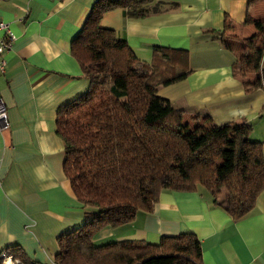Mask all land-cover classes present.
<instances>
[{
	"label": "crops",
	"instance_id": "1",
	"mask_svg": "<svg viewBox=\"0 0 264 264\" xmlns=\"http://www.w3.org/2000/svg\"><path fill=\"white\" fill-rule=\"evenodd\" d=\"M96 1L0 0V23L15 37L2 56L0 74L7 116V128L0 130V253L18 247L35 264H53L58 238L84 224V211L64 174V146L55 121L61 107L89 88L70 45ZM166 2L163 11L139 20L128 19L122 9L109 11L100 25L140 62L149 63L156 46L187 54L189 75L158 91L166 105L183 111V128L203 132L250 122L248 138L262 142L264 151V92L248 93L244 87L264 78V57L261 73L244 80L231 75L245 51L243 39H261L254 23L264 21V0ZM247 15L253 24H244ZM225 21L236 28V38L222 41L214 35ZM139 71L136 65L132 72ZM186 232L198 238L202 264H264V191L247 217L233 221L200 191L164 190L151 212L102 228L93 242L157 244Z\"/></svg>",
	"mask_w": 264,
	"mask_h": 264
},
{
	"label": "trees",
	"instance_id": "2",
	"mask_svg": "<svg viewBox=\"0 0 264 264\" xmlns=\"http://www.w3.org/2000/svg\"><path fill=\"white\" fill-rule=\"evenodd\" d=\"M164 2L97 0L71 41L70 54L89 88L57 111L55 125L64 146V174L82 206L84 224L58 238L53 264H202L200 242L191 232L163 237L157 244L95 245L92 238L104 227L116 228L139 212H151L164 190L203 189L233 221L247 217L264 191L263 143L248 139L249 123L190 131L181 125L183 111L158 96L161 88L189 75L187 54L156 46L151 61L140 62L100 25L109 11L122 9L128 19L139 20L163 11ZM253 23L247 15L244 24ZM254 24L261 39H243L245 51L231 68L234 78L261 73L264 21ZM235 29L225 21L223 31L214 35L222 41L236 38ZM136 65L140 71L133 73ZM244 87L248 93L264 92V78ZM5 252L22 264H35L18 247Z\"/></svg>",
	"mask_w": 264,
	"mask_h": 264
},
{
	"label": "built area",
	"instance_id": "3",
	"mask_svg": "<svg viewBox=\"0 0 264 264\" xmlns=\"http://www.w3.org/2000/svg\"><path fill=\"white\" fill-rule=\"evenodd\" d=\"M0 32L2 35L0 36V74L5 71V61L2 58L4 53H7L11 50L12 43L15 39L13 33L10 31L7 24L0 23ZM7 128V116H6V107L3 103V100L0 96V130ZM0 260L2 264H14L10 254L7 252L0 253ZM19 264V263H18Z\"/></svg>",
	"mask_w": 264,
	"mask_h": 264
},
{
	"label": "rangeland",
	"instance_id": "4",
	"mask_svg": "<svg viewBox=\"0 0 264 264\" xmlns=\"http://www.w3.org/2000/svg\"><path fill=\"white\" fill-rule=\"evenodd\" d=\"M253 123H250L249 122V125H252ZM249 139V138H248ZM250 140V139H249ZM250 141H252V140H250ZM201 193H202V196L205 198V196L206 197H209L210 196V194L207 192V191H205V190H199ZM222 195H223V193H221ZM211 198V197H210ZM211 202H212V199H211ZM137 214H142V212H139V213H137ZM95 236V235H94ZM93 236V237H94ZM176 236H178V235H176ZM172 237H175V236H172ZM94 239H96V238H94ZM92 241H94L93 240V238H92ZM101 242H103V243H101ZM101 242H99L98 244H106V242H108V240L107 241H101ZM95 245H98L97 243H95V242H93ZM10 256H11V258H12V261L14 262V264H22V262H21V260H19V258H17V257H15V256H13V255H11L10 254ZM1 262V264H2V261H0Z\"/></svg>",
	"mask_w": 264,
	"mask_h": 264
},
{
	"label": "bare ground",
	"instance_id": "5",
	"mask_svg": "<svg viewBox=\"0 0 264 264\" xmlns=\"http://www.w3.org/2000/svg\"><path fill=\"white\" fill-rule=\"evenodd\" d=\"M83 96H84V95H83ZM83 96H82V97H83ZM7 264H9V263H7Z\"/></svg>",
	"mask_w": 264,
	"mask_h": 264
}]
</instances>
